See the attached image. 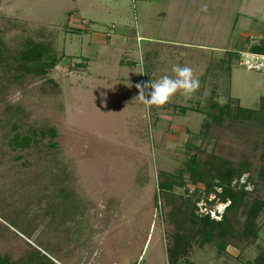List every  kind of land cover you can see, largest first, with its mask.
<instances>
[{
    "label": "rangeland",
    "instance_id": "1",
    "mask_svg": "<svg viewBox=\"0 0 264 264\" xmlns=\"http://www.w3.org/2000/svg\"><path fill=\"white\" fill-rule=\"evenodd\" d=\"M197 1L193 23L167 22L157 40L144 43L151 46L133 50L128 40L127 51L88 56L81 51L92 41L67 14L72 0H0V259L257 264L264 258V209L256 239L236 240L224 251L202 243L194 226L195 219L218 222L225 213L241 229L250 206L264 202L263 116L206 127L217 114L213 105H229L231 116L237 106H263L264 114V56L251 51L264 46V0ZM28 43L43 44L48 57L22 63ZM177 64L192 68L199 89L191 97L178 92L149 112L136 85L174 75ZM33 132L38 144L10 150L13 135ZM208 154L248 165L236 183L246 187L239 207L226 211L229 202L205 195L185 173L183 186L159 189L168 176L177 181L191 156Z\"/></svg>",
    "mask_w": 264,
    "mask_h": 264
},
{
    "label": "trees",
    "instance_id": "2",
    "mask_svg": "<svg viewBox=\"0 0 264 264\" xmlns=\"http://www.w3.org/2000/svg\"><path fill=\"white\" fill-rule=\"evenodd\" d=\"M252 54L264 56V46L254 47L251 49ZM49 51L43 44L28 43L25 49L19 54V60L22 63H36L43 58L48 57ZM1 59V52H0ZM55 66L52 63L45 64V68H53ZM212 108L216 113L210 115V121H207L206 127H210L212 123L221 125L225 118L230 121H237L240 123H253L257 121L258 115H262L264 118L263 106L259 111L247 110L241 107L236 108L235 114L231 116L232 112L229 105L225 107H219L213 105ZM263 120V119H262ZM209 129V128H208ZM263 129V141H264V122L262 124ZM51 139L55 138V132L49 131ZM38 144L36 140V134L33 132L29 135L15 134L8 140V147L11 151H24L30 148L32 145ZM264 157V153H263ZM248 165L240 164L236 166L233 162L225 160L215 154H208L204 159H199L197 155L190 157L186 167L179 170V176L177 181H171L170 178L174 176H168L167 181L160 183L159 189L164 191H171L176 185L183 186L182 174H187L190 182L193 185L202 184L205 195L209 196L213 194L220 203L229 202V206L226 211L237 208L241 205L244 198L245 185L238 188L237 184L240 177L247 172ZM259 180L264 182V165L259 170ZM250 181L247 179V182ZM235 182V184H234ZM264 209V202L258 200L253 203L246 212V220L241 229L234 228L231 225V221L223 214L221 221H214L209 218L208 215L195 219V233L197 237L203 243H212L218 246L221 251H224L229 245H235L234 241L246 242L248 237L252 240L256 239V219L259 213ZM196 218V217H195ZM0 264H9L8 258L0 259ZM34 264H55L54 262L46 259L42 262ZM257 264H264V258H258Z\"/></svg>",
    "mask_w": 264,
    "mask_h": 264
},
{
    "label": "crops",
    "instance_id": "3",
    "mask_svg": "<svg viewBox=\"0 0 264 264\" xmlns=\"http://www.w3.org/2000/svg\"><path fill=\"white\" fill-rule=\"evenodd\" d=\"M196 1L138 0L133 4L131 0H72L73 8L67 14L71 25H82L77 26L80 34L92 41L81 53L95 56V52L101 51L111 55L127 51L128 40L134 42L133 50L151 46L148 44L160 37L161 27L167 22L185 25L191 17L193 23L195 16L198 17L196 9L200 7ZM152 24L159 27L153 29Z\"/></svg>",
    "mask_w": 264,
    "mask_h": 264
},
{
    "label": "clouds",
    "instance_id": "4",
    "mask_svg": "<svg viewBox=\"0 0 264 264\" xmlns=\"http://www.w3.org/2000/svg\"><path fill=\"white\" fill-rule=\"evenodd\" d=\"M201 12L208 11L206 3L201 5ZM174 75H164L156 81H148L137 84L138 98L151 111L153 106L161 107L169 102L170 98L178 92L184 96L191 97L200 87V80L194 77L193 70L187 66L174 65Z\"/></svg>",
    "mask_w": 264,
    "mask_h": 264
},
{
    "label": "built area",
    "instance_id": "5",
    "mask_svg": "<svg viewBox=\"0 0 264 264\" xmlns=\"http://www.w3.org/2000/svg\"><path fill=\"white\" fill-rule=\"evenodd\" d=\"M131 1L133 4H135L138 0H131ZM111 29H114V26H112ZM210 214L211 215L213 214V216H211L213 219H217L215 212H210Z\"/></svg>",
    "mask_w": 264,
    "mask_h": 264
}]
</instances>
